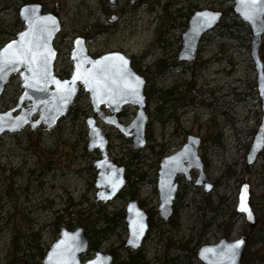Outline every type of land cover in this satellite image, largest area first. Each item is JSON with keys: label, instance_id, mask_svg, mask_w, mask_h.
<instances>
[{"label": "rangeland", "instance_id": "374dc122", "mask_svg": "<svg viewBox=\"0 0 264 264\" xmlns=\"http://www.w3.org/2000/svg\"><path fill=\"white\" fill-rule=\"evenodd\" d=\"M21 2L0 0V48L24 28L18 15ZM41 2L62 22L61 32L54 41L58 50L55 64L58 76L67 78L72 73L70 52L77 36L87 39L89 52L95 57L120 51L131 57L140 71L149 70L143 74L148 75L147 90L153 96L147 105L150 117L147 135L150 138L147 137L148 143L142 154L137 155L138 149L133 147L131 138L122 136L116 128L95 115L89 93L84 90L79 92L70 112L54 129L34 131L27 126L17 133H4L0 137V264H43V258L59 237L60 229L67 226L69 216L61 221L58 217L70 211L68 207L72 202L96 201V175L90 166L100 157V151L87 149L86 120L89 116H96L97 124L108 135L111 159L126 165L128 172L132 173V180H141L138 198L144 201L145 208L157 213L153 219L155 225L142 247L149 264H154L157 256H175V252L168 248L171 241L179 244L191 240L190 246L198 249L201 245L216 243L221 237L234 240L244 233V227L250 231L244 218L237 213L228 235L222 231L223 227L218 226L219 222H227L236 209L243 182L250 184V204L256 216L260 218L264 214V150L256 163L248 167L249 171L244 170L246 155L260 123L261 104L251 97L258 91L250 55L251 32L250 29L249 33L240 31L239 26L234 25L235 13L231 11L234 2ZM196 7L225 9L227 14L223 23L205 36L197 61L159 73L156 61L164 58L167 64L175 62L182 45L180 22L183 17H179V10L190 15ZM171 21L175 27H171ZM224 25H229L230 29ZM170 89L176 93L173 98L184 97L176 103L173 101L179 107L177 110L173 107L176 121L167 120L169 114L162 112V101L157 99L159 90ZM22 92L17 74L0 98V111L13 108ZM136 113V106H126L119 119L128 125ZM190 134L202 139L198 153L215 187L206 194L203 187L195 185L196 170L191 171L192 180L184 176L177 178L175 226L172 220L164 222L157 210L160 203L158 172L161 160L181 149ZM123 193L105 203L110 210L126 207L130 196ZM208 201L220 213L215 220L212 218L214 213L206 206ZM209 222L211 225L205 226ZM127 235L125 231L111 237L101 250L123 245ZM258 238L255 235L250 247L253 253L259 251L258 256L253 254L250 264H264V243L255 241ZM120 251L121 259H124L126 251Z\"/></svg>", "mask_w": 264, "mask_h": 264}, {"label": "water", "instance_id": "95a60500", "mask_svg": "<svg viewBox=\"0 0 264 264\" xmlns=\"http://www.w3.org/2000/svg\"><path fill=\"white\" fill-rule=\"evenodd\" d=\"M234 1L235 14L250 28V55L256 71V84L262 110L259 126L246 155V166H251L256 163L259 155L264 150V59L261 53L264 38V11L258 12L255 18H249L245 14L246 4L249 0ZM262 6H264V0H262ZM213 14L216 15L213 17ZM18 15L24 24V28L0 48V56L4 54L5 48L10 43L21 40L22 33L30 34L25 39H32L34 36L41 35L40 25L44 23L50 25L47 18H54L56 25L51 30V35H48L47 32L43 33L45 39L41 41L44 50L49 53L47 63L48 79L46 81L41 80L37 83V80L32 78L29 65L21 63L9 66V69L5 70L3 77L0 78V98L13 76L17 74L20 77L23 89L17 104L13 108L4 112L0 111V116H4L5 121L3 130L0 131V137L4 133L20 132L28 125L34 131L39 128L47 131L54 129L60 120L70 112L79 92L84 90L89 93L93 111L98 118L116 128L124 137L131 138L135 149L146 147L148 143L147 124L149 122V114L146 110V78L135 71L131 58L120 51H112L95 57L89 52L86 38L77 36L73 40V49L70 53L73 63L72 73L69 77L62 78L56 74L55 70L58 50L55 48L54 41L62 29L59 16L54 12L45 10L41 2H30L22 5ZM222 18L223 14L218 10L207 8L196 10L191 15L188 27L182 35L179 59L188 62L195 60L198 57V50L203 37L215 29ZM204 19H208L209 23L205 24ZM119 57L127 60V64L124 65V69L129 73L127 78L132 80L133 83H135L133 77H138L141 81L134 95L128 94L127 91H121L123 81L120 79L122 69ZM81 77L92 79V84L85 83V80ZM57 81L60 82L59 85L56 83ZM96 81L100 82L99 85L95 83ZM65 82H68V84L65 85ZM105 85L113 89L112 94L106 92ZM69 86L73 88V94L65 99L62 89ZM114 100L115 102H113ZM127 105L136 106L137 113L134 120L125 125L120 121L118 114ZM105 108L108 109L109 113L105 112ZM17 111L20 112L15 114ZM96 116H89L86 120L89 138L87 149L88 151H100V157L93 163L97 172L95 180L96 202L106 203L117 197L125 187L127 167L111 159L108 135L97 124ZM17 124L19 127H15ZM200 145V137L189 135L187 143L181 149L165 156L161 161L157 185L160 199L158 209L160 216L166 221L173 214V204L178 191V182L176 181L178 175L182 174L190 180L191 170L196 169L199 171L196 184L203 186L206 193L211 192L214 188L198 153ZM245 185H247L246 204L247 209L251 212V218L249 217V211H242L240 207L241 192ZM250 197V184L243 182L240 187L236 211L240 216H245L246 221L255 228L258 220L250 204ZM148 219L149 215L145 208L140 205L139 200L137 198L130 199L126 207L125 221L128 237L123 244L125 249L137 251L143 246L150 227ZM141 223L144 228L142 232H138L137 229ZM236 241H243V243L239 245L235 255L232 256L228 254V246ZM247 242L248 236L246 234H242L234 240L221 237L214 244L201 245L197 249L196 256L202 264H241ZM88 249L89 236L84 227L70 229L63 226L60 229L59 237L45 254L43 264H57V261L61 259L67 260L68 264H91V262L101 258H103V264H114V256L103 250H98L92 258L83 260V256Z\"/></svg>", "mask_w": 264, "mask_h": 264}, {"label": "trees", "instance_id": "16d2710c", "mask_svg": "<svg viewBox=\"0 0 264 264\" xmlns=\"http://www.w3.org/2000/svg\"><path fill=\"white\" fill-rule=\"evenodd\" d=\"M34 1H40V0H22L21 4H25L28 2H34ZM19 6L16 5V8ZM46 8V7H45ZM231 11L233 9L231 8ZM227 14V13H226ZM225 14V15H226ZM224 19V17H223ZM220 22V25L223 23V20ZM235 26H239V30H246L247 33H249V26L241 21L239 17L235 14L234 16ZM226 21V18H225ZM224 27L229 30V25H224ZM16 35V34H14ZM235 36L232 35V38ZM261 53L262 57L264 59V40L261 47ZM146 55V54H145ZM165 59H159L156 61L155 66L158 67L159 73L162 74V72H165L166 66L164 65ZM162 91V92H161ZM147 99L153 98L151 95V91L147 90ZM165 91L159 90V93L157 94V99L160 101L165 100ZM254 100H260L258 91L254 92ZM178 99H184V97H179ZM181 101V100H180ZM241 101V100H240ZM163 112V110H162ZM148 138H150V135H147ZM145 148V147H144ZM138 149L135 153L137 155H141L143 152V149ZM134 154V156L136 155ZM129 162V161H128ZM90 169L92 171H95L96 175V169L93 165L90 166ZM245 171H249V168L247 166L244 167ZM132 173L128 172V190H124L123 192H127V195H129L131 198H135L139 196V183L141 180H132ZM121 193L122 196L124 193ZM87 199V198H86ZM84 203L87 204L86 207H84ZM141 204L144 205V201H141ZM207 208L211 210L213 215V220H215L220 213H218L217 209L213 208L212 202L208 201L206 204ZM68 208H71L70 211L65 208L67 211L66 214H63L62 216L58 217V220H64V218L68 215L69 218L67 219L66 223L68 228L70 229H76L77 227H84L86 229V232L89 236V249L87 253L84 256V259L90 258L91 254L95 253L98 250H101L103 247V244L108 241L111 237L120 235L121 233L125 232L127 230L126 223H125V210L119 209V210H110L108 208V204L105 203H98L96 201L90 202L89 199L87 200H80L75 203H71ZM232 214L229 216V220L227 222H219L218 226L223 227L222 231L225 232L226 235H228L234 225L236 212L235 210L231 212ZM157 214V213H156ZM155 213H150V220L151 222H154V216ZM76 215V217H74ZM234 218V219H233ZM173 225L177 226V223L175 220H172ZM211 225V222L205 223V226L209 227ZM249 244L247 246V249L243 255L242 258V264H250V261L252 259V256H258V252H252L250 250L251 245L254 242L255 235H258V240L255 239V241H261L264 243V214L259 218V226L257 227L254 234L249 233ZM191 240L182 242L179 244H176L175 241H171L168 245V248L170 250H173L175 252V256L170 257L169 254L164 256H157L155 258L154 264H202L197 259L196 253L197 248L196 246L191 247ZM121 250L126 251V257L124 259L122 258ZM114 256V264H149V261L146 260L145 254L142 252V249L138 251H131L130 249L123 248V245H120L118 247L110 246L107 250Z\"/></svg>", "mask_w": 264, "mask_h": 264}, {"label": "snow or ice", "instance_id": "6c2138e0", "mask_svg": "<svg viewBox=\"0 0 264 264\" xmlns=\"http://www.w3.org/2000/svg\"><path fill=\"white\" fill-rule=\"evenodd\" d=\"M264 11V6H262V0H249V2L246 4L245 14L249 18H255L256 14L258 12ZM216 14H213V17ZM50 21V25L47 23L40 25V33L39 36H34L32 39H25V37H28L29 33H22L21 34V40L19 42H12L10 43L4 50V54L0 56V78L3 77V73L5 70L9 69V66L15 65L17 63L21 64H27L30 67V70L32 71V78L37 80V83L39 81L44 80L46 81L48 79V72H47V63L49 59V53H47L44 50V46L41 43L42 40L45 39L43 33L47 32L48 35H51V30L55 28L56 21L54 18H47ZM205 24L209 23L208 19H204L203 21ZM35 31V30H34ZM15 45V47H13ZM119 60L121 62L120 67L122 69L120 73V79L123 81V84L121 86V91H127L128 94L134 95L136 94L138 90V86L141 83L138 77H133L135 80V83L132 82V80H129L127 77L129 73L124 69V65L127 64V60H125L123 57H119ZM85 80V83L92 84V79L88 77H81ZM75 79V78H74ZM58 85L60 84L59 81L56 82ZM97 85H99V81L95 82ZM115 83V81H113ZM68 82H65V85H67ZM35 86V85H33ZM106 89V92L108 94H112L113 89L109 88L107 85L104 86ZM63 93L66 97H69L73 94V88L72 87H64ZM115 102V100L113 101ZM4 116H0V131L3 130L4 127ZM15 127H19V125H15ZM247 199V185L244 186L242 192H241V210L242 211H249V217L251 218V212L247 209L246 204ZM144 228V225L141 223L137 229L138 232H142ZM243 243V241H236L234 244L228 246V254L234 256L236 253V250L238 249L239 245ZM57 264H68L67 260L61 259L57 261ZM91 264H103V258L98 259L96 261L91 262Z\"/></svg>", "mask_w": 264, "mask_h": 264}, {"label": "flooded vegetation", "instance_id": "af4514ba", "mask_svg": "<svg viewBox=\"0 0 264 264\" xmlns=\"http://www.w3.org/2000/svg\"><path fill=\"white\" fill-rule=\"evenodd\" d=\"M108 1H110V2H115L114 4H116L117 2H119V1H121V0H114V1H111V0H108ZM200 1V0H199ZM34 2H41V0L40 1H34ZM232 2H234V5H235V1L234 0H232ZM42 3V2H41ZM43 4V3H42ZM43 6H44V8H45V5L43 4ZM46 9V8H45ZM200 8H197L196 7V10H199ZM202 9V8H201ZM208 9V8H207ZM232 9H233V11H234V6H232ZM47 10V9H46ZM210 10H213V9H210ZM214 10H216V9H214ZM181 9L179 10V17H183V22L181 23L180 22V24H181V29H183V33H184V31L187 29V27H188V22H189V19H190V17H191V15L195 12H192L190 15H189V13H187L186 15L185 14H182L181 12ZM218 11H221L222 12V14H223V17H225V14H226V10L225 9H221V10H218ZM0 12H1V9H0ZM235 13V12H234ZM183 15V16H182ZM186 18V19H185ZM173 19V18H172ZM179 19V18H178ZM171 23H172V26L171 27H175V23H173L172 21H171ZM220 24V23H219ZM218 24V25H219ZM171 25V24H170ZM218 25H217V27H218ZM216 27V28H217ZM183 33H182V35H183ZM210 33V32H209ZM208 34V33H207ZM206 34V35H207ZM205 35V36H206ZM205 36L203 37V39H202V41L204 40V38H205ZM181 40H182V36H181ZM202 43V42H201ZM182 46V45H181ZM200 46H201V44H200ZM181 49V48H180ZM180 52V51H179ZM147 55V54H146ZM199 55H200V47H199V50H198V57L195 59V60H193V61H186V60H180L179 59V53H178V57H177V60L175 61V62H172V63H168L167 64V59H165V61H164V65L166 66V68H165V71H167V70H169L171 67H175V66H182V65H184V63H191V64H193L194 63V61H197V59L199 58ZM131 58V57H130ZM131 61H132V66H133V68L135 69V71H137L139 74H141L142 76H144L145 78H146V89H145V93H146V91H147V83H148V81H149V79H148V75H144L143 73H149V70L148 69H146L147 71H143L142 72V70L140 71L139 70V68L137 67V64H136V62H134L133 61V59L131 58ZM174 94H176V93H174L173 92V89H170V90H167V91H165V100L162 102V105H161V108H162V110H163V112L164 113H167L168 112V117H167V120H172V121H176V118L174 117V111H173V107H175L176 108V110L177 109H179V107H178V105H176V104H174V102L176 103L177 101H180V99H178L179 97H181V96H179V97H177L176 99L175 98H173L172 96L174 95ZM178 94H181V92H178ZM184 94V93H183ZM182 94V95H183ZM146 96H147V94H146ZM174 101V102H173ZM254 101H256V102H260V104H261V101L260 100H254ZM147 105H148V99H147ZM147 105H146V110H147ZM127 106H129V105H127ZM133 106V105H132ZM126 107V106H125ZM125 107L123 108V110L125 109ZM104 110H108V109H104ZM122 110V111H123ZM121 111V112H122ZM106 112V111H105ZM120 112V113H121ZM107 113V112H106ZM119 113V114H120ZM119 114H118V116H119ZM261 116H262V110H261ZM135 118V117H134ZM134 120V119H133ZM261 120V119H260ZM149 121H150V117H149ZM148 124H149V122H148ZM148 124H147V127H148ZM190 135H192V134H190ZM188 137H189V135H188ZM188 137H187V139H186V142L184 143V145L187 143V141H188ZM201 143H202V139H201ZM183 145V146H184ZM182 146V147H183ZM199 150V149H198ZM200 156V155H199ZM202 160V159H201ZM115 161V160H114ZM162 161V160H161ZM116 163H118L117 161H115ZM202 162H203V160H202ZM118 164H120V163H118ZM160 164H161V162H160ZM203 164H204V162H203ZM121 165H124V164H121ZM126 166V165H125ZM127 167V166H126ZM247 167H250V166H247ZM204 169H205V164H204ZM192 170H196V169H192ZM191 170V171H192ZM197 172H198V175H199V171L198 170H196ZM205 172H206V170H205ZM159 173V172H158ZM207 174V173H206ZM127 182H128V169H127ZM198 175H197V177H196V180H197V178H198ZM180 176H184V175H178L177 176V178L179 179V177ZM190 176H191V179L190 180H192L193 179V177H192V174H191V172H190ZM208 176V175H207ZM185 177V176H184ZM177 178H176V181H177ZM186 178V177H185ZM187 179V178H186ZM188 180V179H187ZM196 180H195V185H197L196 184ZM157 182H158V180H157ZM178 182V181H177ZM213 185H214V183H213ZM242 185V184H241ZM94 186H95V183H94ZM126 186H127V183H126V185H125V187L121 190V192L118 194V196L125 190V188H126ZM197 186H201V185H197ZM178 187H179V182H178ZM201 187H203V186H201ZM215 187V186H214ZM204 189V188H203ZM214 189V188H213ZM205 191V190H204ZM213 191V190H212ZM211 191V192H212ZM206 193V192H205ZM210 193V192H209ZM207 194V193H206ZM116 198V197H115ZM114 198V199H115ZM135 198H137L138 200H139V203H140V205L143 207V208H145V205H142L141 204V201L142 200H140L138 197H135ZM135 198H131L130 197V199H135ZM129 199V200H130ZM129 200H128V202H129ZM160 200V199H159ZM112 201V200H111ZM128 202H127V204H128ZM98 203H104V202H98ZM106 203H108V202H106ZM160 204V203H159ZM126 207H127V205H126ZM126 207L125 208H123L124 210H125V212H126ZM159 207V206H158ZM158 207H157V210H158V213H159V209H158ZM253 209V208H252ZM145 210L147 211V213H148V215H149V219H148V221H149V225H150V227H149V230H148V234H147V236H146V238H145V241H146V239H147V237H148V235H149V233H150V230H152L153 229V226L155 225V223H153V222H151V220H150V213H152V211L150 212V210L148 211L146 208H145ZM152 210V209H151ZM236 211V210H235ZM253 211H254V209H253ZM236 213H237V211H236ZM255 213V212H254ZM238 214V213H237ZM174 215V204H173V214H172V216L170 217V219L169 220H164L161 216H160V213H159V216H160V218L164 221V222H169V221H171V220H173L174 219V217L175 216H173ZM239 215V214H238ZM240 216V215H239ZM240 217H243L244 218V220H245V224L247 225L248 224V226L250 227V231H247V228L246 227H244L245 228V231H244V233L243 234H246L247 236H248V242H247V246H248V244H249V233H252V232H255L256 231V229H257V227L259 226V218L256 216V218H257V220H258V224H257V226L255 227V228H253L251 225H250V223L249 222H247L246 221V219H245V216H240ZM125 218H126V215H125ZM125 223H126V221H125ZM126 227H127V223H126ZM127 231V234H128V230H126ZM127 237H128V235H127ZM127 239V238H126ZM125 239V240H126ZM220 239V238H219ZM218 239V240H219ZM124 240V241H125ZM145 241H144V243H145ZM144 243H143V245H144ZM123 244H124V242H123ZM247 246H246V249H247ZM143 247V246H142ZM142 247L140 248V249H142ZM123 248H124V246H123ZM140 249H138V250H140ZM246 249H245V251H246ZM137 250V251H138ZM132 251V250H131ZM242 264V263H241Z\"/></svg>", "mask_w": 264, "mask_h": 264}]
</instances>
